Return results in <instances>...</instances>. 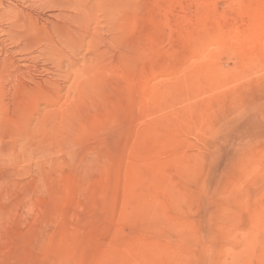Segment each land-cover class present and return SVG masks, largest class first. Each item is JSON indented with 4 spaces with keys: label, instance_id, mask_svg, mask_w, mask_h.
I'll return each mask as SVG.
<instances>
[{
    "label": "rangeland",
    "instance_id": "rangeland-1",
    "mask_svg": "<svg viewBox=\"0 0 264 264\" xmlns=\"http://www.w3.org/2000/svg\"><path fill=\"white\" fill-rule=\"evenodd\" d=\"M0 264H264V0H0Z\"/></svg>",
    "mask_w": 264,
    "mask_h": 264
},
{
    "label": "bare ground",
    "instance_id": "bare-ground-1",
    "mask_svg": "<svg viewBox=\"0 0 264 264\" xmlns=\"http://www.w3.org/2000/svg\"><path fill=\"white\" fill-rule=\"evenodd\" d=\"M4 13H5V15H7V14H10V11L7 10L6 7L2 6V7L0 8V14L2 15V14H4Z\"/></svg>",
    "mask_w": 264,
    "mask_h": 264
}]
</instances>
